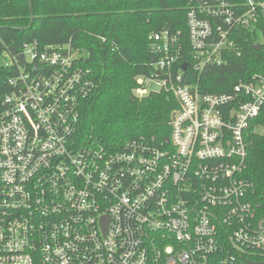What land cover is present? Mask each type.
I'll return each instance as SVG.
<instances>
[{"label": "built area", "instance_id": "obj_1", "mask_svg": "<svg viewBox=\"0 0 264 264\" xmlns=\"http://www.w3.org/2000/svg\"><path fill=\"white\" fill-rule=\"evenodd\" d=\"M185 21L189 54L178 33L152 32L158 57L136 79L138 96L175 98L164 144L81 138L94 84L68 45L24 44L21 65L4 60L17 75L0 111V264L264 263V209L243 175L248 135L264 131L252 129L264 72L210 93L183 76L239 55L240 32L264 26V0H189Z\"/></svg>", "mask_w": 264, "mask_h": 264}, {"label": "trees", "instance_id": "obj_2", "mask_svg": "<svg viewBox=\"0 0 264 264\" xmlns=\"http://www.w3.org/2000/svg\"><path fill=\"white\" fill-rule=\"evenodd\" d=\"M188 6L189 0H0V111L2 98L14 88L8 80L17 75L24 44L35 42L42 50L68 45L80 53L75 63L94 84L79 103L81 138L114 149L133 139L164 144L175 98L163 90L138 96L136 79L148 76L158 57L152 32L178 33L189 54ZM238 45L239 55L201 73L187 70L186 81H196L202 92H229L239 79L264 72V26L256 33L240 32ZM14 57L17 63L4 65ZM259 125H264V105L252 129ZM243 175L252 185L250 198L264 209V133H249Z\"/></svg>", "mask_w": 264, "mask_h": 264}, {"label": "rangeland", "instance_id": "obj_3", "mask_svg": "<svg viewBox=\"0 0 264 264\" xmlns=\"http://www.w3.org/2000/svg\"><path fill=\"white\" fill-rule=\"evenodd\" d=\"M149 88H156V85H155L154 83H151V84L149 85ZM134 93H135V91H134ZM135 94H136V93H135ZM255 131H257V132H259V133H264V131L262 130L261 127H257V129H255Z\"/></svg>", "mask_w": 264, "mask_h": 264}, {"label": "water", "instance_id": "obj_4", "mask_svg": "<svg viewBox=\"0 0 264 264\" xmlns=\"http://www.w3.org/2000/svg\"><path fill=\"white\" fill-rule=\"evenodd\" d=\"M20 59H21V61H23V56L22 55L20 56ZM183 67H185V65H183ZM252 264H264V263H252Z\"/></svg>", "mask_w": 264, "mask_h": 264}]
</instances>
